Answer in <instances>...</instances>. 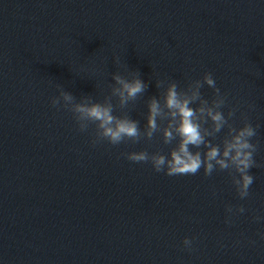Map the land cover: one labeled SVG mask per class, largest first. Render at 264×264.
<instances>
[{
  "label": "water",
  "instance_id": "1",
  "mask_svg": "<svg viewBox=\"0 0 264 264\" xmlns=\"http://www.w3.org/2000/svg\"><path fill=\"white\" fill-rule=\"evenodd\" d=\"M130 70L148 84L125 110L141 129L146 101L163 91L157 80L184 88L212 73L224 114L237 108L235 126L241 113L259 126L249 197H238L227 171L167 176L122 155H167L176 142L159 134L93 147L95 126L81 133L70 111L51 105L59 86L103 101L112 74ZM228 205L245 212L228 214ZM257 215L264 0H0V264H264Z\"/></svg>",
  "mask_w": 264,
  "mask_h": 264
},
{
  "label": "clouds",
  "instance_id": "2",
  "mask_svg": "<svg viewBox=\"0 0 264 264\" xmlns=\"http://www.w3.org/2000/svg\"><path fill=\"white\" fill-rule=\"evenodd\" d=\"M112 81L103 101L95 100L92 95H82L77 100L59 86V95L51 98V105L70 111L81 133L94 125L93 147L105 142L117 146L128 141H152L159 134L164 145L176 142L167 155L162 151L149 153L146 149L122 155L133 163H150L155 172L167 176L196 175L203 169L204 176L210 177L216 171H227L238 197L241 200L249 197L255 179L250 170L261 167L255 159L258 142H253L259 126H254L243 113L242 126H235L232 120L237 108H230L227 115L224 114L222 109L227 105V96L217 87L212 73L206 72L201 79L189 81L184 88L174 79L157 80V89L163 91L146 101L143 129L125 110L143 96L148 84L133 70L127 75L113 73ZM205 85L213 90L211 99L201 92ZM117 108L121 110L120 115L115 114ZM225 129L220 142L213 143ZM225 210L228 214L245 212L242 205L235 208L228 205ZM253 219L264 221V216L257 215ZM225 222L231 224V219ZM260 236L264 239V233ZM182 243L185 249L191 250L193 239L185 237Z\"/></svg>",
  "mask_w": 264,
  "mask_h": 264
}]
</instances>
